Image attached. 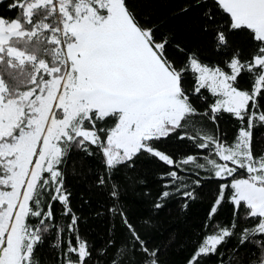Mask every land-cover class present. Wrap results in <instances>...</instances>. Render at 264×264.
<instances>
[{"label":"snow or ice","instance_id":"6c2138e0","mask_svg":"<svg viewBox=\"0 0 264 264\" xmlns=\"http://www.w3.org/2000/svg\"><path fill=\"white\" fill-rule=\"evenodd\" d=\"M193 6L201 9L200 28L211 34L214 49L226 54L220 64L190 53L178 66L167 56L172 37L139 18L131 0L6 4L15 15L0 14V264H42L38 252L49 240L57 264H100L99 257L106 264H164V247L144 231L151 216L138 226L122 201L126 187L145 181L125 177L122 186L114 179L140 156L168 169L158 175L152 213L171 198L182 199L186 209L202 179L222 181L186 264L213 256L225 264L220 249L230 239L236 244L227 264L247 245L256 252L241 264H264V152L253 149V129L264 126V0H192L175 14ZM238 31L247 49L230 41ZM189 73L196 81L191 89L183 84ZM190 97L202 101L203 110ZM225 113L237 121L231 142L216 124ZM172 137L199 154H166L158 145ZM74 152L81 168L85 158L97 161L93 184L106 192L107 210L123 230L119 237L109 232L97 258L80 233L66 186ZM226 202L234 205L233 219L221 225L215 216Z\"/></svg>","mask_w":264,"mask_h":264},{"label":"trees","instance_id":"16d2710c","mask_svg":"<svg viewBox=\"0 0 264 264\" xmlns=\"http://www.w3.org/2000/svg\"><path fill=\"white\" fill-rule=\"evenodd\" d=\"M4 4H0V14L14 16L15 12L6 10ZM192 0H131V6L139 18H147L152 24L160 28L161 34H168L172 37L171 43L167 47V56L178 66L185 62L188 54L196 53L201 61L208 65L220 64L223 58H226L222 50L217 52L213 47L212 36L201 30L200 12L201 9L193 6L186 15L175 14L177 10ZM233 45H240L247 49L250 45L245 39L244 33L235 32L229 36ZM179 44L183 51H179L175 45ZM194 80L191 73L184 79L183 84L191 89ZM240 87H247V81L241 80ZM205 95L210 94L205 91ZM191 102L199 109L203 110V102L197 97H190ZM219 132L226 134L225 139L229 142L237 128V121L230 114H223L217 121ZM207 127L215 129L216 125L211 122ZM158 147L166 154L186 157L188 154H199L192 148L188 141H179L175 137L162 141ZM253 149L255 153L264 152V126L253 129ZM80 154L73 153L69 160V169L66 186L72 193V206L76 214L81 217L79 221L80 233L92 245L93 257H96V250L105 246L109 238V232L115 233L119 237L123 230L119 224V218L113 219L108 212L111 204L105 191L97 189L93 184L95 170L99 167L96 160L85 158L83 168L79 163ZM77 161L75 165V174L71 171L72 162ZM93 169V173H88V168ZM162 163L155 159L140 156L132 169L122 168L115 176V180L122 186L127 185L125 177H139L145 181L142 186L126 187L122 195V201L126 205L127 215L133 223L138 226L143 219L151 216L152 226L144 229L146 234L152 239L153 244L164 247L162 260L164 264H186L188 256L192 252L191 240L194 234L202 231V226L207 219L209 208L215 199L219 184L222 182L218 178H205L201 181V186L195 189V199L188 202V207L183 209L182 199L171 198L166 206L158 213L150 212V201L154 199L161 190V181L158 175L167 171ZM201 176L206 173L201 171ZM194 178V177H193ZM150 193V197H145L143 193ZM233 207L231 203H223L218 209L215 220L221 225H228L233 219ZM99 213V215H98ZM250 227V224L243 225ZM51 240L39 249L38 258L44 264H57V253L48 245ZM236 244L235 239H230L227 244L220 249L225 253V264L229 251ZM111 252V249H109ZM256 252V249L247 245L241 247L234 261V264H241L240 258L243 257L246 262L250 253ZM100 264H106L105 257L97 258ZM204 264H219L217 257L213 256L204 261Z\"/></svg>","mask_w":264,"mask_h":264},{"label":"rangeland","instance_id":"374dc122","mask_svg":"<svg viewBox=\"0 0 264 264\" xmlns=\"http://www.w3.org/2000/svg\"><path fill=\"white\" fill-rule=\"evenodd\" d=\"M206 64V63H205ZM203 90V89H202ZM203 154H206V153H203ZM204 172V171H203Z\"/></svg>","mask_w":264,"mask_h":264}]
</instances>
